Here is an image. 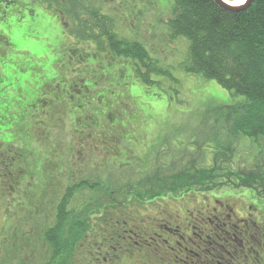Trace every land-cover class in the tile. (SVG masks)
I'll return each instance as SVG.
<instances>
[{
    "label": "flooded vegetation",
    "instance_id": "flooded-vegetation-1",
    "mask_svg": "<svg viewBox=\"0 0 264 264\" xmlns=\"http://www.w3.org/2000/svg\"><path fill=\"white\" fill-rule=\"evenodd\" d=\"M7 1L0 0V43L7 46L0 49L3 51L0 53V98L2 103L9 101L10 105L0 110V163L6 164L9 157L13 163L17 161L15 168L19 170L13 177L14 183L35 181L30 192L34 199L38 196L40 207L50 210L52 206L51 216L58 213L62 203L70 214L82 215L84 211L94 214V207L98 205V199H94V184L108 185L101 192L108 194L105 199L109 200L103 208H120L121 216L133 213L132 221L139 223H132L128 217L121 218L114 228L103 229L95 238L93 235L90 244L95 243L99 250L105 249L98 254L105 263L120 264L126 257L132 261L136 249L140 257L136 264H158L156 261L264 264V208L261 205L264 198L255 190H245L248 196L239 198L244 203L237 208L230 201L233 198H210L211 192L194 190V166L180 164L184 160L176 154L166 164L163 159L171 155L167 150H158L155 155L151 152L153 144L146 142L158 146L160 135L155 141L150 140L154 135L149 127L150 118L144 116L145 105L138 101L135 92L138 85L146 86L136 74V64L124 56L114 55L106 35L102 40L89 33L86 34L89 37L82 38L79 25L72 23L62 6L58 8L52 3L53 7H49L40 0ZM61 2L66 4L65 0ZM37 7L57 17L54 22L41 21L40 29L47 33L48 42L43 52L27 50L29 47L24 41L14 42L9 33L24 25L26 18L32 25ZM38 35L31 32L26 39ZM9 50H22L25 54L15 65H7L3 59ZM153 81L156 83L154 78ZM9 91L14 93L13 99L4 98ZM26 100L27 104L23 105ZM127 101L137 106V111L121 112V118L110 115L109 110L121 108L122 103L129 106ZM38 103L50 110L46 111L48 116H58L54 110L61 113L58 120L61 130L51 119L50 123L42 121L41 124L54 127L52 130L37 128L39 131L33 132L24 122L23 127L20 124L9 127L13 117L24 120L25 110H31ZM126 117H132V124L124 127L122 120ZM110 124L111 128H107ZM135 126H140L141 133H136ZM9 134L13 136L8 137ZM179 154L188 156L191 152ZM52 170L57 176L54 177ZM241 181L239 178L236 183ZM112 185L118 188L111 191ZM50 198L55 199L53 205ZM134 200L140 204L136 212L130 210ZM179 204L184 207L182 210ZM144 207L152 216L164 215L167 219H160L158 223L156 217L138 218ZM151 234L159 241L150 238ZM116 236L118 240L114 239ZM88 237L81 247H85ZM145 237L157 248L148 247L144 251L143 247L150 246ZM162 242L166 244L164 252L157 245ZM92 248L93 251L84 250L88 264H94ZM95 261L100 262V258Z\"/></svg>",
    "mask_w": 264,
    "mask_h": 264
},
{
    "label": "rangeland",
    "instance_id": "rangeland-1",
    "mask_svg": "<svg viewBox=\"0 0 264 264\" xmlns=\"http://www.w3.org/2000/svg\"><path fill=\"white\" fill-rule=\"evenodd\" d=\"M84 1L85 4H87L86 6H91L92 8L100 10L102 14L106 15L108 20L112 21L115 30L121 37L143 43L149 54L159 63V66L168 72V76H154L153 78L156 80L155 85L146 87L141 84L137 86V91H135L139 97L138 101L145 105L143 108L144 116L150 118L149 127L153 129L154 134H152L153 136L150 140L155 141L157 135H160V139L157 143L158 146H156L154 142H146L153 144L151 152L154 155L158 150H167V153L171 155L169 159H163L166 164L170 163L176 154L180 160H184L180 164L196 166L202 169L206 167L211 168L215 164V154L222 151V148H220V150L215 152V143H206L207 141H213V139H215V141L219 142L221 145L220 147H223L226 151V156H224V154L222 158L229 161L228 164H225V167L229 171L233 170L238 172L239 175H242L241 177L243 180H251L259 176H264L263 169L259 170L260 172L258 171V166L264 164V141L256 144L240 137L234 138V136H229L231 133L225 129L226 124L228 125V121H230L228 120L230 116H226L225 111L229 110L227 108L231 107V104L241 101L242 98L240 97L238 99V97H234L216 81L198 78L184 71V64L187 63L189 56V44L185 37H175L174 30L172 26L169 25V21L174 18V0ZM34 11H36L37 16L35 20H33L32 25L29 24V20L26 18V23L24 25H21L9 33L14 42L24 41L26 46L29 47L27 50L32 52H43L45 48L48 47V42L46 41L47 33H44L43 30L40 29L41 21L45 19L54 22L57 20V17L53 13L43 11L42 7H37ZM11 21H14V19L12 18ZM31 32L39 34L35 36V40V37L26 39ZM0 44H3V47H0V49H7L5 43L2 42ZM2 50H0V53L3 52ZM24 54L22 50H9L3 62H6L7 65H15ZM124 58L130 59L125 56ZM6 97L13 99L14 93L9 91L4 98ZM7 104H9V101L8 103H2L0 98V110ZM26 104L27 100L26 102L24 101L23 105ZM128 104L131 108L122 103L121 108L109 110L110 115L115 118H121V112L130 113L131 111H137V106L130 102H128ZM20 108L22 109V106H20ZM41 111L44 112L41 114ZM46 111L50 110L48 108H43L42 105L38 103L31 110H25L24 120L19 121L17 117H13V121L10 123L9 127L13 128L15 125L18 126L19 124L23 127L22 123L24 122L25 127L33 132H37L39 129L52 130L54 127H46L41 124L42 121L50 123L51 119L52 123H57L56 128L60 127L61 130L60 121L58 123L61 113L54 110V112L59 115L53 116V114H50L48 116ZM9 115L11 116L10 112ZM139 117L142 119L141 115ZM131 124L132 117H129V119L126 117L125 120H122V125L124 127ZM139 127L140 126H135L134 129L137 130V134L142 131L139 130ZM107 128H111V124ZM9 135L8 137L13 136L11 134ZM160 141H165V143H161ZM45 143L49 144L47 142ZM39 147L42 150L47 149L44 146ZM186 151H190L191 154L188 156L179 154L180 152L185 154ZM167 153L164 152V154L169 155ZM5 161L7 162L6 164L0 163V264L1 261H6L8 258L10 260L14 259L12 260L14 263L11 264H23L24 256H26V258L30 256V260L33 264H36L46 253L43 232L48 226L50 227V225H52L54 219V215L51 216L52 206L49 210L37 205L40 199L38 196H35L34 199L33 194L30 192L36 185L35 181L30 179V181H22L15 184L13 177L18 173L17 170H19L15 168L17 166V161L13 163L10 157ZM186 165L183 169L186 168ZM53 172L54 177L57 176V173L52 170V174ZM192 173H194L193 179L196 180L195 168ZM4 175L8 177H3ZM99 184H94L96 188L94 190V199L105 200V202L102 201V203L104 202V204H106L109 202V200L105 199L108 194L105 195L101 192L105 190L108 185L103 183ZM111 187H113L111 188L112 191L118 188V185H112ZM55 189L56 187L53 188V190ZM245 190L246 188L238 190L227 188L222 192L217 191V193H211L208 197H219L223 199L228 197L233 198L230 199V201L234 207L237 208L244 203L240 202V199H245V195L248 196ZM107 191L109 192V188ZM83 195H85L84 192ZM202 198L203 197H200V200H202ZM54 201V198H50L51 205H53ZM118 201L122 202L123 200L118 199ZM193 201H196L194 202L195 204L198 202L197 198H194ZM202 201H204V199ZM146 203H148V201ZM249 203L245 204L247 205ZM138 205H140L139 202L134 200L130 210L136 212V209L140 207ZM261 205L264 208L263 200L261 201ZM103 206L104 205L100 206V204L95 206L94 214L84 211L83 214L81 213L82 215H74V218L77 219H81L82 217L87 219L90 217L89 219H92V224H94L93 228L95 229L89 234L88 240L85 241V247H81L78 251L73 264H84L86 260V264L90 263L88 262L89 259H85L84 250L89 249L93 251L92 247H94V264H110V262L105 263L102 261L103 256H98V254H102L105 249L99 250L95 243L94 246L90 244L93 240V235L94 238L98 235V233L93 232H98V225L102 226V224H100L101 220L99 221L100 217H103L104 220L108 222V228L110 229H112V227L114 228L121 218L125 219L128 217L130 221L135 218L134 214H128V211H124L125 214H128L127 216H121L120 208L106 209L103 208ZM178 208L182 210L184 207L179 204ZM102 211L104 212L103 214ZM140 213L142 214L137 215V217L144 218L145 220H148V218L152 216L151 213L147 212L145 207L144 212ZM154 215L152 217H156L158 223L160 219H167L164 215L161 217ZM132 223H139V221H132ZM149 237H154L159 241V238L153 236V234ZM149 237H145L148 244L150 243ZM121 244L123 245V243ZM149 245L150 246L143 247V250L147 251L148 247L157 248L152 244ZM157 245H160L162 248L161 251L164 252L166 244L162 242V244L158 243ZM134 253L135 256H131L134 260L131 261L129 257H126V259L124 258L120 261V264H136L140 257L136 249ZM172 254L176 253L172 252ZM96 258H100V262L95 261ZM153 260L156 261L155 259ZM171 260H174V258H171ZM8 261L9 260H7V262ZM156 262L158 264H165L160 261ZM5 264L8 263L5 262ZM29 264H31L30 261Z\"/></svg>",
    "mask_w": 264,
    "mask_h": 264
},
{
    "label": "trees",
    "instance_id": "trees-1",
    "mask_svg": "<svg viewBox=\"0 0 264 264\" xmlns=\"http://www.w3.org/2000/svg\"><path fill=\"white\" fill-rule=\"evenodd\" d=\"M174 1V18L169 21V25L172 26L175 37H185L189 44L184 71L198 78L216 81L234 97L242 98L225 111L226 116H230V125L225 126L231 133L229 136L256 144L264 141V0H256L252 7L239 12L226 11L214 0ZM40 2L49 7H53L54 3L58 8H65L72 23L79 25L82 38L89 37L86 35L89 33L88 35L94 34L97 40H102L106 35L114 55L128 57L136 64V74L144 85H155L154 76H168V72L159 66L143 43L121 37L112 21L100 10L86 6L84 0H65V5H62L61 0ZM206 143H215V152L220 148L222 151L215 154V164L211 168L194 167L196 192L212 193L227 188H246L250 192L255 190L264 198V176L243 180L238 172L226 169L225 164L229 161L222 158L224 154L226 156V151L220 147L219 142L213 139ZM261 169L264 171V164L258 166V171ZM222 176H226L223 178L226 181L221 179ZM239 178L242 181L236 183ZM102 201L104 200L98 199L100 206L104 205L105 201ZM68 209L62 203L58 213L54 215L52 225L44 230L46 253L36 264H73L81 243L95 229L90 217L74 218ZM100 220L102 226L98 225V232L94 233L100 234L104 228H108V222L103 217ZM114 239L119 238L116 236ZM23 259V264H29V261L33 264L30 256H24ZM7 260L1 261V264L14 263V259Z\"/></svg>",
    "mask_w": 264,
    "mask_h": 264
},
{
    "label": "water",
    "instance_id": "water-1",
    "mask_svg": "<svg viewBox=\"0 0 264 264\" xmlns=\"http://www.w3.org/2000/svg\"><path fill=\"white\" fill-rule=\"evenodd\" d=\"M214 1L219 7H221L222 9L226 11L239 12V11L247 10L250 7H252L256 0H247L245 4H242L240 6H234L228 0H214Z\"/></svg>",
    "mask_w": 264,
    "mask_h": 264
},
{
    "label": "snow or ice",
    "instance_id": "snow-or-ice-1",
    "mask_svg": "<svg viewBox=\"0 0 264 264\" xmlns=\"http://www.w3.org/2000/svg\"><path fill=\"white\" fill-rule=\"evenodd\" d=\"M239 4H245L247 0H238ZM0 47H3V44H0Z\"/></svg>",
    "mask_w": 264,
    "mask_h": 264
},
{
    "label": "bare ground",
    "instance_id": "bare-ground-1",
    "mask_svg": "<svg viewBox=\"0 0 264 264\" xmlns=\"http://www.w3.org/2000/svg\"><path fill=\"white\" fill-rule=\"evenodd\" d=\"M231 2V1H230ZM234 6H240L242 4H239L238 0L237 1H234V2H231Z\"/></svg>",
    "mask_w": 264,
    "mask_h": 264
}]
</instances>
